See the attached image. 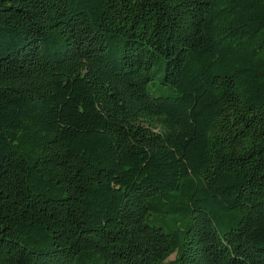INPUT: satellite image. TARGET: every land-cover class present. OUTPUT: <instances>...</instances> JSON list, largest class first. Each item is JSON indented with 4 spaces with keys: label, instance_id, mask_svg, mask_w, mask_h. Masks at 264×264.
Returning <instances> with one entry per match:
<instances>
[{
    "label": "trees",
    "instance_id": "trees-1",
    "mask_svg": "<svg viewBox=\"0 0 264 264\" xmlns=\"http://www.w3.org/2000/svg\"><path fill=\"white\" fill-rule=\"evenodd\" d=\"M0 264H264V0H0Z\"/></svg>",
    "mask_w": 264,
    "mask_h": 264
},
{
    "label": "rangeland",
    "instance_id": "rangeland-1",
    "mask_svg": "<svg viewBox=\"0 0 264 264\" xmlns=\"http://www.w3.org/2000/svg\"><path fill=\"white\" fill-rule=\"evenodd\" d=\"M156 81H159V77L158 76L156 77ZM174 257H175V255L172 256V258H174Z\"/></svg>",
    "mask_w": 264,
    "mask_h": 264
}]
</instances>
